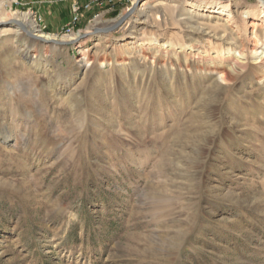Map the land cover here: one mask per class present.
Wrapping results in <instances>:
<instances>
[{"label":"rangeland","instance_id":"374dc122","mask_svg":"<svg viewBox=\"0 0 264 264\" xmlns=\"http://www.w3.org/2000/svg\"><path fill=\"white\" fill-rule=\"evenodd\" d=\"M74 1L0 3V264H264L259 0Z\"/></svg>","mask_w":264,"mask_h":264},{"label":"bare ground","instance_id":"6f19581e","mask_svg":"<svg viewBox=\"0 0 264 264\" xmlns=\"http://www.w3.org/2000/svg\"><path fill=\"white\" fill-rule=\"evenodd\" d=\"M152 1L153 0H150V1H147L144 4H142L143 5V9H145L146 7L148 8L149 3H151ZM224 1H226V0H212V4L211 5H204V6L199 5V6H196V7H197V10L198 11H202V12L208 13V15L209 14H214V15L215 14H220V13H222L223 8H224V4H223ZM0 3H1V0H0ZM259 3L264 8V0H259ZM185 11H186L185 12L186 17L185 18H181L180 20L184 21L185 24H190L188 27L191 28L193 30V32H195L194 34H199L198 37L200 39L204 38V35H208V36L211 35V36H213V34H210V32L206 31V29H205L206 26H203L200 22H198V19H200L199 17H196L194 14L190 13V10H189V12H187V10H185ZM143 12H146V11H143ZM181 15H183V14H181ZM11 19H14V21L16 22L17 25H7V26H3V22L5 21V18H3L0 15V28H2V31L5 34L13 35L14 36L13 39L18 38V36L21 34V30H23V31L26 30L27 31L25 25H28V26H30L31 28L34 29L33 32H32V34L35 35V38H39V39H41L43 41H47V42L53 41L55 39L54 37H52L50 35H44V34H42V33H40L38 31V25L34 21L33 15H32L31 12H20L18 14L13 13L12 16H11ZM145 22H146V19H144L142 21V23H145ZM23 27L25 28V30L23 29ZM20 28H22V29H20ZM69 39H74V37H71ZM135 40H136V38H135ZM207 42L210 43L209 41H207ZM64 43H66V42H64ZM134 43L135 42H132V44H134ZM79 45H81V43ZM160 46H162V47H164V46L165 47H168L169 46V48H171L170 51L174 52L172 50L173 46H170V45L164 44V43L159 44V47H157V51L160 49ZM24 47L27 49V51L22 56H23L24 59H28L29 60V59H31L32 56H34V54H30V47L31 46L29 44H27V42H24ZM188 48H189V51L188 52H185V54H187V55L188 54H191V55L194 54L195 55V54L200 53L201 51L204 52V46L201 47L203 50H200V48H198L196 45L194 46V44L193 45H190V47H188ZM256 53H257V57H259V60H257L256 62H259L260 63V65L258 66L259 69H260V72H259L260 74L259 75H260V77H262L264 75V47L262 48V50L260 52H256ZM217 56H218V54H217ZM218 59H221L220 58V55H219V58ZM218 67H221V72H222L221 75H222V77L223 78H227L229 76V71H228L229 68H224L223 65H222V63ZM3 138H5L3 140H6V138L8 139V137L6 135H4Z\"/></svg>","mask_w":264,"mask_h":264},{"label":"built area","instance_id":"2783aa9c","mask_svg":"<svg viewBox=\"0 0 264 264\" xmlns=\"http://www.w3.org/2000/svg\"><path fill=\"white\" fill-rule=\"evenodd\" d=\"M96 0H93L91 2H85V3H78L77 1H74L71 4V16L68 20V22L64 25L63 30L65 33H70L73 31V29L78 25V22L80 21V17L83 12L89 11L91 9V3ZM97 4V3H95ZM33 19L38 25V27L43 24V18L40 14H37V12H33Z\"/></svg>","mask_w":264,"mask_h":264},{"label":"water","instance_id":"95a60500","mask_svg":"<svg viewBox=\"0 0 264 264\" xmlns=\"http://www.w3.org/2000/svg\"><path fill=\"white\" fill-rule=\"evenodd\" d=\"M130 13V12H129ZM128 13V14H129ZM127 14V15H128ZM127 15H125V16H123V17H121L113 26H111V27H109V28H106V29H104L105 31H109V30H112V29H114L115 27H117L119 24H121L123 21H124V19L126 18V16ZM23 29L25 30V28L23 27ZM26 31V30H25ZM26 33L29 35V36H31V37H35V35H33L30 31H26ZM50 42H52V43H59V44H65L64 42H62V41H57V40H53V41H50Z\"/></svg>","mask_w":264,"mask_h":264},{"label":"crops","instance_id":"0c3cea01","mask_svg":"<svg viewBox=\"0 0 264 264\" xmlns=\"http://www.w3.org/2000/svg\"><path fill=\"white\" fill-rule=\"evenodd\" d=\"M28 3V2H27Z\"/></svg>","mask_w":264,"mask_h":264}]
</instances>
